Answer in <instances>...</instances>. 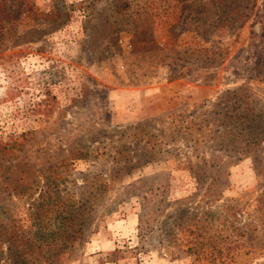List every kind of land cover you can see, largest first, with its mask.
<instances>
[{"label":"rangeland","instance_id":"obj_1","mask_svg":"<svg viewBox=\"0 0 264 264\" xmlns=\"http://www.w3.org/2000/svg\"><path fill=\"white\" fill-rule=\"evenodd\" d=\"M0 264H264V0H0Z\"/></svg>","mask_w":264,"mask_h":264}]
</instances>
